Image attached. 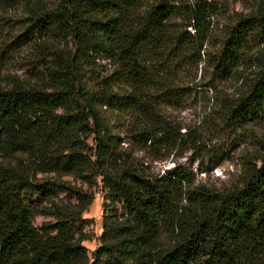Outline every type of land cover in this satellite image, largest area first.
Here are the masks:
<instances>
[{
	"label": "trees",
	"instance_id": "16d2710c",
	"mask_svg": "<svg viewBox=\"0 0 264 264\" xmlns=\"http://www.w3.org/2000/svg\"><path fill=\"white\" fill-rule=\"evenodd\" d=\"M21 1L28 30L40 39L45 73L36 86L0 82V155L32 157L15 166L0 161V264H264V157L248 165L238 185L191 188L177 170L148 172L120 147L99 112L102 106L128 111L134 144L143 151L161 156L190 147L191 130L181 133L158 111L160 98L174 96L163 74L180 60H195L228 77L239 50L255 38L247 36L254 34L250 26L255 35L264 31L263 6L228 31L218 52L201 54L207 0ZM100 56L113 68L89 89L83 63ZM257 60L245 91L219 103L227 125L264 120V54ZM77 170L100 177L106 198L122 205L104 217L91 257L76 218H59L47 234L28 204V194L44 187L33 182L36 173Z\"/></svg>",
	"mask_w": 264,
	"mask_h": 264
},
{
	"label": "rangeland",
	"instance_id": "374dc122",
	"mask_svg": "<svg viewBox=\"0 0 264 264\" xmlns=\"http://www.w3.org/2000/svg\"><path fill=\"white\" fill-rule=\"evenodd\" d=\"M207 3L210 9L206 18L207 40L201 54L204 50L210 54L218 52L229 30L245 17L257 14L260 7L264 9V0H207ZM28 11L21 0H0V82L3 85L17 80L36 86L39 77L45 73L38 58L40 39L28 30ZM174 21L180 23L177 18ZM250 27L252 29L247 31L254 34L247 36L255 38L239 50L228 77L216 76L212 66L195 60H180L163 74L168 85L173 87L174 96L172 99L160 98L158 111L174 126L180 125L181 133L191 130L195 143L190 147L162 150L164 155L161 156L143 151L134 144L130 113L116 106L100 107L102 120L120 147L131 151L148 172L161 176L177 170L184 173L191 188L204 185L213 191H221L240 184L248 165L259 163L264 157V120L240 126L227 125L219 111V103L224 98L236 99L242 94L259 68L257 57L264 54V31L255 35L257 28ZM187 30L193 31L190 27ZM88 59L83 63L82 75L86 87L91 89L110 73L113 66L105 56ZM88 143L92 145V140ZM31 159L28 152L0 155V161L7 166L20 162L29 164ZM33 182L44 186L41 191L28 194V204L35 209V226L51 234L54 233L51 228L59 218L72 215L83 234L82 245L91 257L100 244L104 217L113 205L120 213L121 202L111 203L106 198L107 190L100 177L93 178L84 170L70 174L38 172ZM63 187L71 188V191ZM85 203L84 211L80 212Z\"/></svg>",
	"mask_w": 264,
	"mask_h": 264
}]
</instances>
